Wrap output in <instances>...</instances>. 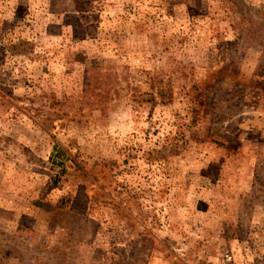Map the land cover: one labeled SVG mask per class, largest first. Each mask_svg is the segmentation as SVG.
Here are the masks:
<instances>
[{"label": "rangeland", "instance_id": "374dc122", "mask_svg": "<svg viewBox=\"0 0 264 264\" xmlns=\"http://www.w3.org/2000/svg\"><path fill=\"white\" fill-rule=\"evenodd\" d=\"M225 254L264 264V0H0V264Z\"/></svg>", "mask_w": 264, "mask_h": 264}, {"label": "built area", "instance_id": "2783aa9c", "mask_svg": "<svg viewBox=\"0 0 264 264\" xmlns=\"http://www.w3.org/2000/svg\"><path fill=\"white\" fill-rule=\"evenodd\" d=\"M211 264H237L233 255L225 254L219 257L217 260L213 261Z\"/></svg>", "mask_w": 264, "mask_h": 264}, {"label": "trees", "instance_id": "16d2710c", "mask_svg": "<svg viewBox=\"0 0 264 264\" xmlns=\"http://www.w3.org/2000/svg\"><path fill=\"white\" fill-rule=\"evenodd\" d=\"M160 97H161L160 103H162V104H168L172 100V93L171 92H167L165 90H161ZM256 182L254 183V185H256Z\"/></svg>", "mask_w": 264, "mask_h": 264}]
</instances>
